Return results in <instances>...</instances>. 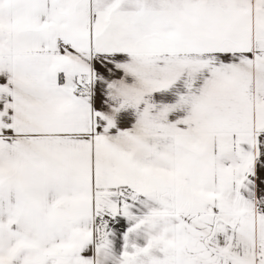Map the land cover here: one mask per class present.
<instances>
[{
    "label": "snow or ice",
    "instance_id": "snow-or-ice-1",
    "mask_svg": "<svg viewBox=\"0 0 264 264\" xmlns=\"http://www.w3.org/2000/svg\"><path fill=\"white\" fill-rule=\"evenodd\" d=\"M0 264H264V0H0Z\"/></svg>",
    "mask_w": 264,
    "mask_h": 264
}]
</instances>
